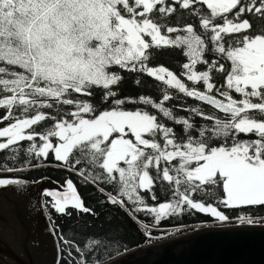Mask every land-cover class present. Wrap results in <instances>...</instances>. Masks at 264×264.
<instances>
[{
	"label": "snow or ice",
	"instance_id": "obj_1",
	"mask_svg": "<svg viewBox=\"0 0 264 264\" xmlns=\"http://www.w3.org/2000/svg\"><path fill=\"white\" fill-rule=\"evenodd\" d=\"M178 9L198 16L203 32L192 24L164 22ZM246 14L264 18V0H0V109L6 110L0 123L8 122L0 127V152H9L0 172L42 165L76 172L96 185L102 202L128 209L133 219L137 213L150 214L157 225L192 210L229 222L232 217L222 209H248L235 217L241 224L264 222V217L253 219L251 211L264 207V118H258L264 117V26L254 29ZM209 45L230 68L205 58ZM169 47L183 50L187 62L181 75L191 87L167 67L149 66L150 49ZM115 67L153 77L223 117L187 109L209 122L199 127L190 117L173 115L164 103L172 99L168 93L160 102L141 95L138 103L182 126L186 135L178 142L174 128L157 115L123 107L137 101L120 98L116 89L123 76ZM214 71L226 73L220 87L213 83ZM95 89L103 90L107 109L80 98L94 97ZM57 105L71 110L43 111ZM46 120L53 124L37 131ZM157 181L170 186L171 198L150 206L148 198L158 200ZM26 183L0 175V188ZM62 187L44 189L43 196L51 198L45 206L59 214L68 215L70 206L96 215L71 179ZM64 243L67 255L65 247L59 248L57 264H89L93 248L85 254L75 247L81 256L77 262L73 241Z\"/></svg>",
	"mask_w": 264,
	"mask_h": 264
},
{
	"label": "trees",
	"instance_id": "obj_2",
	"mask_svg": "<svg viewBox=\"0 0 264 264\" xmlns=\"http://www.w3.org/2000/svg\"><path fill=\"white\" fill-rule=\"evenodd\" d=\"M186 18L181 10H177L176 13L167 17L164 22L169 25H178ZM254 29L261 25L260 22L253 23ZM150 60L149 66H164L170 70L181 73L182 68V57L181 54L176 51H170L168 48L156 49L152 48L149 50ZM114 72H117L123 76V80L120 82L118 88L120 98H131L137 101V103L126 102L123 106L128 110L143 109L149 111L151 114L157 115L161 123H165L168 127H173L177 141L183 142L182 137L186 134L183 131L182 126L176 125L173 121L163 118L162 114L159 113L157 109H152L150 106H146L138 103L139 97L141 95L153 99L155 102H160L163 99V95L168 93L172 99L165 103L173 115L177 118L190 117L192 120L199 125V127L210 126L209 122L203 120L201 117L194 116L192 113L188 112L187 109L191 107H198L206 114H214L222 117L220 114L214 112L210 107L199 104L194 100L186 97L185 95L178 92L175 89H169L161 81H156L153 77H148L144 73L130 72L118 67L113 68ZM140 81L139 84L136 81ZM95 95L91 98H85L81 96V99H91L94 106L98 110H105L109 107L110 102H104L102 99L103 90L95 89ZM71 110L70 106H60L57 105L54 109H44L45 113L55 114L56 112H63ZM6 110L0 109V116L5 114ZM98 114V113H97ZM258 118H264L259 117ZM53 124L52 120H46L41 122L37 126V131L43 130L48 126ZM6 125L0 124V127ZM199 127L196 131H199ZM240 139H245L244 134H240ZM26 147L29 142H22ZM39 143V140H37ZM9 156L7 150L0 152V162H3L4 157ZM51 159V157H50ZM8 163H11L9 160ZM0 175L14 176L17 178L24 179L27 182L35 183L43 179H49L54 184L64 186L66 179H71L73 184L77 188L78 194L85 203L86 207L92 208L96 215L90 213H82L77 209L68 207L66 212L68 215L56 213L54 209L49 206L44 208L48 213V216L52 222L58 227L55 229L56 235L59 238L60 248L65 247V258L67 255V247L64 243L65 240L73 241V258L75 261L81 259L80 253L75 251V247H80L83 249L85 254H88L89 248H93L90 255H88L89 264H104L117 256L136 248H142L144 246L150 245L152 243L161 242L163 240L172 238L177 235H181L195 229H200L204 227L211 226H226L235 225L237 220L236 215L240 211L244 210H228L222 209L228 213L232 219L229 222L221 223L218 221L210 220L204 214L195 213L194 210L191 212H186L179 216L170 217L168 219L162 220L159 225L155 224L154 216L146 213H137L138 219H133L132 215L129 213L128 209H120L119 207L112 206L107 202H102L103 197L94 183L86 182L85 179L78 175L76 172H70L63 169H57L55 165H42L39 168L32 169L30 171H21L14 173H2ZM169 185L166 182L157 181V187L155 188L156 195L158 197L157 201H152L150 198L147 199V203L150 206H155L158 202H164L171 198ZM222 194V188L220 189ZM145 197H148V193H143ZM197 200L201 199L199 194L195 195ZM51 198L44 197L45 200H50ZM125 210V211H124ZM252 212L256 213L253 217L255 220H260L264 217V207L253 208ZM143 223H147V229L142 227ZM147 233V234H146ZM61 237L63 239H61ZM90 240H98L99 244L93 246L89 244ZM61 259V256H60Z\"/></svg>",
	"mask_w": 264,
	"mask_h": 264
},
{
	"label": "water",
	"instance_id": "obj_3",
	"mask_svg": "<svg viewBox=\"0 0 264 264\" xmlns=\"http://www.w3.org/2000/svg\"><path fill=\"white\" fill-rule=\"evenodd\" d=\"M44 189L63 191L49 179L0 188V264L60 260L59 238L43 205ZM104 264H264V224L195 229L129 250Z\"/></svg>",
	"mask_w": 264,
	"mask_h": 264
},
{
	"label": "flooded vegetation",
	"instance_id": "obj_4",
	"mask_svg": "<svg viewBox=\"0 0 264 264\" xmlns=\"http://www.w3.org/2000/svg\"><path fill=\"white\" fill-rule=\"evenodd\" d=\"M197 7H199V5H197ZM179 10H180V9H179ZM181 11L184 13V15L186 16V18H185V19L183 20V22H181L180 24H178V25H172V26L182 27L183 25L192 24V25H194L195 29H196L198 32L202 33L203 30H202V28H201L200 25H199V17L196 16V15H192L190 12H188V11H186V10H181ZM246 18H250V21H251L252 24H253L254 22H260L261 25H264V18H260V17L254 16V15H251V14H246ZM172 35L174 36L175 33L172 34ZM148 39H150V38H148ZM227 39H228V37H226V40H227ZM168 49H170V51H176V50H177V51L181 54V57H182V60H183V61H182V65H183V63L187 62V58L183 55V50H182V49H180V48H175V47H169ZM205 58L208 59L209 62L214 61V60H215V61H219V63H224L225 66H226L227 68H230V62H227L224 58L220 57L217 53H215L214 51H212V50H211V45H209V51L205 54ZM198 68H199L200 70H205L206 66H205L204 64H200V65H198ZM169 70H170V69H169ZM171 71H173V70H171ZM183 71H184L183 68H181V73H182ZM173 73L176 74L177 77L180 78V79L182 80V82H185L187 86H189V87L192 86L191 82H188V81H187L186 76H182L181 73L178 74V73L175 72V71H173ZM225 77H226V73H218V72H215V71H214V72H213V83H214L217 87H220L221 85H223V84L226 83V79H225ZM198 90H203L202 85H201V86H198ZM234 96H236V98H239V97H238V94H234ZM188 98H190V97H188ZM190 99L194 100L195 102H197V103H199V104H202V103L196 101V100L193 99V98H190ZM203 105H204V104H203ZM206 106H207V105H206ZM208 107H209V106H208ZM210 108H211V107H210ZM211 109H212V108H211ZM213 110H214V109H213ZM214 112H216V111L214 110ZM216 113H217V114H220V113H218V112H216ZM220 115L223 117L222 114H220ZM0 124H4V125L7 126L8 122L5 121V122L0 123ZM43 200H44V198H43ZM43 205H44V201H43Z\"/></svg>",
	"mask_w": 264,
	"mask_h": 264
},
{
	"label": "rangeland",
	"instance_id": "obj_5",
	"mask_svg": "<svg viewBox=\"0 0 264 264\" xmlns=\"http://www.w3.org/2000/svg\"><path fill=\"white\" fill-rule=\"evenodd\" d=\"M258 220V219H257ZM259 221V220H258ZM239 222V221H238ZM237 222V224H235V225H239V224H241V223H238ZM254 224H264V222H259V223H254Z\"/></svg>",
	"mask_w": 264,
	"mask_h": 264
},
{
	"label": "built area",
	"instance_id": "obj_6",
	"mask_svg": "<svg viewBox=\"0 0 264 264\" xmlns=\"http://www.w3.org/2000/svg\"><path fill=\"white\" fill-rule=\"evenodd\" d=\"M239 223V222H238Z\"/></svg>",
	"mask_w": 264,
	"mask_h": 264
}]
</instances>
